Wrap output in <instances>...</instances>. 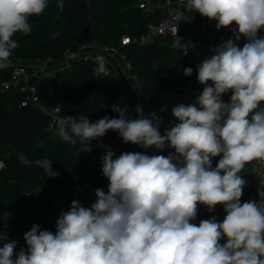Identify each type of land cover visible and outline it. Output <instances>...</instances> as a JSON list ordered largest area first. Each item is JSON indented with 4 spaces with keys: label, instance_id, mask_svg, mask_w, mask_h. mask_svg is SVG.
Masks as SVG:
<instances>
[{
    "label": "clouds",
    "instance_id": "clouds-1",
    "mask_svg": "<svg viewBox=\"0 0 264 264\" xmlns=\"http://www.w3.org/2000/svg\"><path fill=\"white\" fill-rule=\"evenodd\" d=\"M47 7L48 0H0V69L19 47L14 37L30 35L29 18ZM57 7L63 10V0ZM186 9L217 21L218 30L236 28L197 65L203 91L194 104L171 109L179 123L161 135L155 113L145 117L137 106L132 119L126 105L116 108L117 118L92 122L81 114L57 121L60 138L80 145L77 155L90 153L92 141L109 130L125 144L172 151L116 155L101 143L107 193L97 188L90 208L73 200L57 219L55 233L33 224L23 237L27 248L18 253V241L4 243L0 264H264V202L240 199L245 165L264 161V37L258 35L264 29V0H186ZM241 37L243 47L236 43ZM183 73L191 76L193 69ZM96 75H108L103 59ZM230 90L224 102L222 94ZM198 205L209 213L222 205L226 216L197 226L191 221Z\"/></svg>",
    "mask_w": 264,
    "mask_h": 264
},
{
    "label": "trees",
    "instance_id": "trees-1",
    "mask_svg": "<svg viewBox=\"0 0 264 264\" xmlns=\"http://www.w3.org/2000/svg\"><path fill=\"white\" fill-rule=\"evenodd\" d=\"M48 0V7L39 16L29 18L30 35L17 34L19 47L11 57L23 62L58 61L68 49L66 42L80 47L96 44L116 48L130 63V73L140 84V106L144 115L153 107L152 97L160 89L196 81L197 74L185 76L183 69L190 61L170 41L162 36L151 44L121 45L124 35L133 36L142 21L151 14L147 24H156L162 17L139 8L137 0ZM158 16V18H156ZM147 24L142 31L146 30ZM56 35H47L50 27ZM12 67L0 69V247L12 239L3 238L1 231L24 241V234L33 224L41 230L55 233V224L61 212L52 214L54 199H67L79 194L83 186L109 183L102 174L101 154L97 145L90 153L76 154L79 144L71 146L49 130L50 118L36 106H21L29 91H21L23 81L11 83ZM92 61H73L68 70L49 76L32 77L27 87L35 89L39 103L44 107L58 105L61 115L98 118L103 105L114 107L120 95L116 81L108 76L97 77ZM8 83L7 88L3 84ZM150 118V116H147ZM161 135L179 123L173 114L154 118ZM171 149L150 147L145 154L167 156ZM47 161L53 178L42 166ZM10 239V240H9ZM227 238L222 235L223 245ZM21 248L17 245L14 252Z\"/></svg>",
    "mask_w": 264,
    "mask_h": 264
},
{
    "label": "built area",
    "instance_id": "built-area-1",
    "mask_svg": "<svg viewBox=\"0 0 264 264\" xmlns=\"http://www.w3.org/2000/svg\"><path fill=\"white\" fill-rule=\"evenodd\" d=\"M139 8L147 10L148 1H160V0H137ZM167 4V9L165 15L162 19L156 24H147L146 30L142 31L140 34H135L133 36L124 35L120 42L121 45H127L130 43H135L140 46H146L151 44L157 37L162 36L167 38L170 41V45L172 48L180 50L182 54L190 61L191 56L189 52V46L191 43V35L189 32H184L181 28L182 22L184 21V13L182 11V6L186 5V0H176L174 4L171 3L170 0H165ZM203 23L206 26L214 27L217 24L215 20H209L207 17H203ZM236 28V25H230L228 29ZM259 36L264 37V29H261L258 33ZM245 39L241 37L239 41L236 43L243 47L245 43ZM115 55H119L122 60L124 69L130 71V63L125 59V57L114 47H100L96 44H86L80 47H77L76 51H72L70 49H66L63 53L62 57L59 59L61 62H64L66 65H71L73 61L83 60V61H92L95 64V68L98 67L99 60L106 58H114ZM107 67V66H106ZM35 74L44 73L43 75L49 76L46 74V61H37L32 63V68ZM108 69V77L112 76V72ZM34 76V75H33ZM30 73V68L23 64H15L12 67V79L11 83H19L23 81V85L21 86V91L28 90V96L26 100L21 104V106L33 105L36 106L40 111L46 114L50 118L49 130L55 132L58 130L57 121L64 118L61 115L60 107L58 105L52 107H44L39 103L37 98L35 89L33 87H27V81L33 77ZM135 78V77H133ZM136 80V78H135ZM137 81V80H136ZM8 83H4L2 85L3 88L8 87ZM203 88L198 81L189 80L184 83L175 84L169 86L165 89L158 90L152 97L153 107L151 109V113H155V117L161 115H169L172 114L171 109L181 103L188 105L194 104L196 98L202 93ZM136 96L139 99L140 96V84L138 81L136 82L135 87ZM123 98V94L120 93L119 100ZM223 101H229L230 95L222 96ZM150 115H145V117ZM96 118H91L90 120H94ZM92 144L97 145L98 150L102 149L99 145L101 142L92 141ZM148 150L139 146V152L146 153ZM219 156L213 158V167H216ZM256 169L253 174L250 176L243 177L245 179L246 184L244 188L257 187L258 194L256 202H264V161L254 160ZM108 184L103 186H91L85 185L82 188V192L79 194H74L70 198L67 199H54L52 202V209L58 210L59 212L65 210L69 206H71V202L73 200H79L81 205L84 207L90 208L91 205L96 201L95 190L97 188H102L105 193L108 191ZM83 195V196H82ZM241 199V198H240ZM242 203V201H241ZM208 212L206 206L198 205V215L195 221L197 226L201 220H204V214Z\"/></svg>",
    "mask_w": 264,
    "mask_h": 264
},
{
    "label": "crops",
    "instance_id": "crops-1",
    "mask_svg": "<svg viewBox=\"0 0 264 264\" xmlns=\"http://www.w3.org/2000/svg\"><path fill=\"white\" fill-rule=\"evenodd\" d=\"M170 1L172 4L176 2V0H170ZM147 4H148L147 11H150L151 13H156L161 17L165 15L167 9V4L165 3V0L148 1ZM182 11L184 13L185 18L184 21L182 22L181 28L184 32H189L191 35V43L189 46V52L191 56L190 64L192 66L193 71L197 74V65L200 64L204 58L211 56L212 54L211 50L214 47H217L222 42L232 38L233 33L228 28H221L218 30L216 26L209 27L204 25L203 16L199 12H196L194 10L188 11L186 9V5L182 6ZM156 18H158V16ZM35 62L37 61L27 63L18 60L16 58L10 57L7 63L8 65H14V64L29 65ZM105 65L112 72L111 78L116 81V84L120 89V93L123 94V98L121 100L118 99L113 108L107 105H103V110L101 115L98 118L90 121L95 122L105 116H108L109 118H117L119 113L116 111V108L123 107L125 105L127 106V112L129 118L132 119L137 118L136 107L140 106V101L135 93V87L137 81L135 80V78H133L130 71L124 69L122 60L120 59L119 55H115L114 58H110V57L106 58ZM69 67H70L69 65H66L64 62H61L60 60L58 61L46 60L45 73L51 75L56 72L68 70ZM31 74L32 76L34 75L33 77H39L44 73L35 74L34 72H32ZM208 83L211 84L212 82L209 81ZM201 86L203 88V85ZM231 94L232 92L230 90L228 93L222 94V96L224 95L231 96ZM224 102H228V101H224ZM94 141L96 143L101 142L103 143V145L111 147V149L116 153V155H119L122 152H139L138 145H134L131 143L125 144L122 141V138L118 135V133L112 130H109L104 137L97 138ZM104 151L105 148H102L99 154L101 155L104 154ZM255 169L256 166L253 160L245 165L240 175L242 178L246 176H250L255 172ZM257 194H258L257 187L244 188L243 194L241 196L242 203L245 201H256ZM211 216H215L217 222H222L224 217L226 216L224 207L222 205H217L214 212L212 213L206 212L204 214V220L210 219ZM196 219L191 222L195 223ZM6 235L7 237H10L12 239L11 241H18L19 243L17 245H20L25 249L27 248L26 242L20 240L18 237L13 236L11 234H6Z\"/></svg>",
    "mask_w": 264,
    "mask_h": 264
},
{
    "label": "water",
    "instance_id": "water-1",
    "mask_svg": "<svg viewBox=\"0 0 264 264\" xmlns=\"http://www.w3.org/2000/svg\"><path fill=\"white\" fill-rule=\"evenodd\" d=\"M95 2H100V0H94ZM151 20V14H149L143 21L141 24V28L136 32V34H140L144 28V26ZM47 35H56V31L54 30V28L51 26L46 32H44ZM66 45L68 47V49L72 50V51H76L77 50V46H73L70 42H66ZM45 166H49L48 162L45 161ZM52 214H58L59 211L58 210H52L51 211Z\"/></svg>",
    "mask_w": 264,
    "mask_h": 264
},
{
    "label": "rangeland",
    "instance_id": "rangeland-1",
    "mask_svg": "<svg viewBox=\"0 0 264 264\" xmlns=\"http://www.w3.org/2000/svg\"><path fill=\"white\" fill-rule=\"evenodd\" d=\"M15 65V64H14ZM28 68H30V73H32V71H33V69H31L32 68V63L31 64H29V65H26ZM42 166L44 167V169L46 170V172L48 173V176L50 177V178H53L54 177V175L50 172V169H49V166L47 167V166H45V163L44 162H42ZM1 233H2V236H3V238H9V237H7V235H6V233L4 232V231H1ZM11 239V238H10Z\"/></svg>",
    "mask_w": 264,
    "mask_h": 264
}]
</instances>
